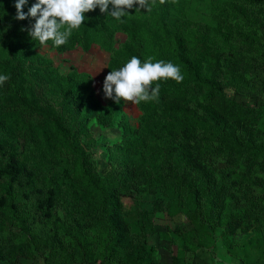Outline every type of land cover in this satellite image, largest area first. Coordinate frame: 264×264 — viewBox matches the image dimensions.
I'll use <instances>...</instances> for the list:
<instances>
[{
  "label": "rangeland",
  "instance_id": "374dc122",
  "mask_svg": "<svg viewBox=\"0 0 264 264\" xmlns=\"http://www.w3.org/2000/svg\"><path fill=\"white\" fill-rule=\"evenodd\" d=\"M165 1L175 27L202 37L220 60L219 93L209 96L191 81L165 80L177 101L204 120L198 130L202 156L195 159L203 172L167 156L144 176L138 160L109 157L108 148L120 138L118 121L139 126L141 103L123 98L111 126L91 120L81 130L76 121L67 143L33 142L24 130L0 132V169L15 158L22 165L13 180L0 172V264H264V0ZM22 21L15 0H7L0 9V61L6 62V35ZM127 40L117 33L109 50L100 44L87 50L24 48L49 59L58 75L90 74L86 89L105 108L111 100L103 91L108 61ZM28 64L25 79L39 102L57 105L49 83ZM7 87L4 81L0 91ZM202 104L220 118L214 128ZM6 105L7 113L17 109L32 124L43 119L29 118L12 100ZM57 113L70 114L64 105ZM36 131L48 133L45 127ZM48 187L54 191L50 205Z\"/></svg>",
  "mask_w": 264,
  "mask_h": 264
},
{
  "label": "trees",
  "instance_id": "16d2710c",
  "mask_svg": "<svg viewBox=\"0 0 264 264\" xmlns=\"http://www.w3.org/2000/svg\"><path fill=\"white\" fill-rule=\"evenodd\" d=\"M6 1L0 0V9L5 7ZM33 2L34 0H29L28 6ZM28 6H25L26 9ZM131 11L133 14L127 17L125 22L120 23L101 13L99 8L91 10L85 14L88 19L84 25L73 31L66 45L56 47L52 41H48V45L62 51L74 48L87 50L92 44H100L104 49L109 50L113 37L117 33H125L128 40L112 53L107 65L108 73L111 68L121 66L132 55L140 56L142 60L148 57L172 60L181 66L183 83L191 81L209 96L214 91L221 92V83L218 80L220 60L216 51L206 45L202 37L191 35L189 31L181 32L175 27L176 18L170 15L168 2L153 0L148 18L144 13L139 14L140 11L135 13L134 9ZM34 19L33 17L23 19L19 29L6 35L8 53L5 55L6 62L0 61V73H6L9 79L6 80L7 90L0 91V132L13 134L17 130H24L31 141L40 138L46 145H50L51 140L62 139L67 143L71 135L74 137L73 123L76 121L78 129L81 130H84V123L91 120H98L101 127L111 126L118 112V103L111 98L109 104L101 108L98 100L86 89L92 81L90 74L73 71L58 75L49 59L24 48L26 43L40 44L38 40L31 38L28 31ZM166 42H170L171 45L167 47ZM152 47L159 49L153 50ZM27 61L29 70L39 74L37 76L49 83L51 92L58 98L55 102L57 105L46 106L39 102L33 85L25 79L24 66ZM156 83L161 85L159 97L153 101L141 102L139 126L129 127L123 118L118 121V127L121 129L120 138L116 145L108 148L109 157L121 158L120 162L123 163L128 160H138L144 176L155 171L158 165H162L160 161L167 156L183 160L193 171L203 172L196 165L195 159L202 156V140L198 138V130L204 126V120L200 119L194 108L177 101L174 93L166 86L165 80L154 81L153 86ZM11 100L16 105H22L29 118L43 119L32 124L31 120L28 121L20 115L17 109L7 113L6 104ZM63 105L70 113L68 119L57 117L58 108ZM200 107L212 119V128L220 123V118L212 114L208 106L202 104ZM7 114L10 115L8 119ZM225 125L231 128L232 123L225 122ZM36 127H45L48 133L46 134L45 131L42 134L36 131ZM204 129L207 128H202V131ZM0 143L4 144L5 140L0 139ZM20 170L22 165L15 158V161L12 160L5 168L0 169V172L11 174L13 180ZM45 191L47 204L50 205L54 191L50 187ZM6 192H10V189ZM109 196L113 195L109 194ZM193 197L195 204L198 205V193L195 188ZM102 209L106 211L104 205Z\"/></svg>",
  "mask_w": 264,
  "mask_h": 264
},
{
  "label": "clouds",
  "instance_id": "9594fccd",
  "mask_svg": "<svg viewBox=\"0 0 264 264\" xmlns=\"http://www.w3.org/2000/svg\"><path fill=\"white\" fill-rule=\"evenodd\" d=\"M153 0H15L16 18L23 20L33 17L34 23L28 29L32 39L38 40L42 46L48 41L56 47L66 45L73 34L88 19L85 15L99 8L101 13L114 18L120 23L134 13L146 9L151 12ZM28 6L27 11H24ZM145 12V11H142ZM184 79L181 66L172 60L154 59L132 55L121 66L111 68L103 82L106 97L120 103L131 101L140 104L142 101L156 100L160 94V83L153 86L154 81ZM6 73H0V85L8 80Z\"/></svg>",
  "mask_w": 264,
  "mask_h": 264
}]
</instances>
